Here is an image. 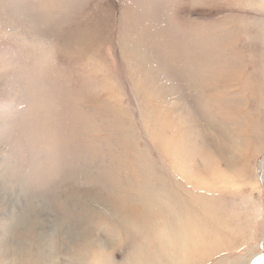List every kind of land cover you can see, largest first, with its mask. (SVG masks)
Instances as JSON below:
<instances>
[{"label": "rangeland", "instance_id": "1", "mask_svg": "<svg viewBox=\"0 0 264 264\" xmlns=\"http://www.w3.org/2000/svg\"><path fill=\"white\" fill-rule=\"evenodd\" d=\"M260 258L264 0H0V264Z\"/></svg>", "mask_w": 264, "mask_h": 264}, {"label": "water", "instance_id": "2", "mask_svg": "<svg viewBox=\"0 0 264 264\" xmlns=\"http://www.w3.org/2000/svg\"><path fill=\"white\" fill-rule=\"evenodd\" d=\"M259 177H260V181L263 183V178H262V173L261 172H259ZM261 260H264V258H260L259 259V261H261Z\"/></svg>", "mask_w": 264, "mask_h": 264}]
</instances>
